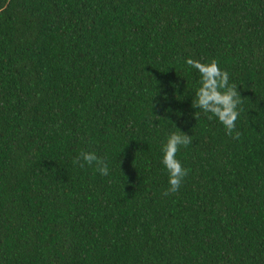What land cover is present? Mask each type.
<instances>
[{
	"label": "trees",
	"instance_id": "1",
	"mask_svg": "<svg viewBox=\"0 0 264 264\" xmlns=\"http://www.w3.org/2000/svg\"><path fill=\"white\" fill-rule=\"evenodd\" d=\"M188 58L237 85L238 140ZM0 264H264V0H0Z\"/></svg>",
	"mask_w": 264,
	"mask_h": 264
},
{
	"label": "clouds",
	"instance_id": "2",
	"mask_svg": "<svg viewBox=\"0 0 264 264\" xmlns=\"http://www.w3.org/2000/svg\"><path fill=\"white\" fill-rule=\"evenodd\" d=\"M185 63L197 70L200 75V86L195 92L192 107L208 114L207 118L209 120L215 117L223 125L226 134L238 140L241 133L236 128V121L243 111L240 105L243 103L244 98L237 91V85L229 83V74L227 71L220 69L216 59H211L205 63L188 58ZM197 115L198 113L195 112V118ZM175 129L176 131L171 132L161 144V162L168 172L169 187L163 193L165 196L176 193L188 174V169L184 168L180 161L176 159V154L181 147H187L192 143V137L180 131L177 127ZM73 163L78 164L80 167H84L85 164L94 165L95 170L100 175L107 176L109 174V166L105 159L97 156L92 151H81Z\"/></svg>",
	"mask_w": 264,
	"mask_h": 264
}]
</instances>
